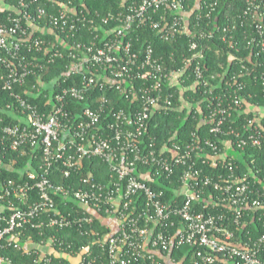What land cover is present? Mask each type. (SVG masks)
<instances>
[{
	"label": "built area",
	"instance_id": "2783aa9c",
	"mask_svg": "<svg viewBox=\"0 0 264 264\" xmlns=\"http://www.w3.org/2000/svg\"><path fill=\"white\" fill-rule=\"evenodd\" d=\"M37 1L16 0L14 14L0 19V91H11L20 109L12 110L16 124L0 118V153L8 149L39 160L38 170H27L25 179L0 182V264H15L3 255L7 249L34 254L35 264H50L62 256L59 233L81 224L92 227L95 219L107 230L91 232V246L100 253L83 247L77 257H69L71 264H264V189L257 185H264L261 170L251 167L240 175L221 150V144L234 150L264 142V106L248 103L239 93L245 88L239 76L254 75L264 86V0H244L238 19L210 32L206 26L221 0H119V7L105 15L77 7L76 0H42L56 7V14L43 7L30 11ZM42 20L44 26L38 23ZM145 28L164 41L190 37L191 54L171 58L167 65L148 46L140 57L130 34ZM240 29L249 54L237 64L229 59L228 65L210 71L206 40L220 33L229 50L239 53ZM58 59L68 60L61 77L71 85L51 95V110L42 111L16 89L33 76L41 85L33 86L36 93L56 87L58 78L46 82L44 76ZM99 91L117 92L131 107L113 108L110 97ZM188 91L204 94L197 109L202 121L211 123L209 136L194 133L183 147L146 142L152 117L174 109L176 94L179 108H185ZM71 102L89 105L68 112ZM234 114L240 116L233 122L236 127L225 131ZM97 158L108 165L106 182L93 174L77 184L51 179L57 170L62 179H70L85 159ZM206 165L218 168L215 174H206ZM140 167L148 170L137 173ZM164 177L178 178L175 194L183 201L170 205L164 192L153 187ZM209 190L215 198H205ZM56 195L70 198L78 211L61 215ZM210 202L217 212L197 208L205 210ZM252 213L257 214L259 235L247 231L239 237L231 223L242 231ZM31 230L51 235L41 243L31 236L23 240ZM175 247L187 249L179 260L171 256Z\"/></svg>",
	"mask_w": 264,
	"mask_h": 264
},
{
	"label": "trees",
	"instance_id": "16d2710c",
	"mask_svg": "<svg viewBox=\"0 0 264 264\" xmlns=\"http://www.w3.org/2000/svg\"><path fill=\"white\" fill-rule=\"evenodd\" d=\"M119 0H76L75 5L77 7H88L91 11L99 12L102 15L109 13L110 11H114L119 7ZM17 2L16 0H0V19H4L9 13H13L16 11ZM37 7H43L48 9L49 13L56 14L57 9L52 8L50 4L45 5L44 1L39 0L37 3L30 9V11H35ZM245 7L244 0H221L220 7L217 9L216 13H214L212 20L210 21V26H206V30L208 32L212 31L214 27L219 24H226L230 18H237L239 15H242ZM8 8V9H7ZM13 9V11L11 10ZM40 26H44V21H38ZM238 24V23H237ZM242 24V20H239L238 27L240 28ZM204 26L205 23H202ZM111 26H108V28ZM244 30V29H242ZM36 36H40V33L37 32ZM237 42L239 43L238 48L240 49L239 53L234 50H229L228 44L222 42L220 39L222 38V34L217 33L212 40H206L209 46L208 51L206 53L207 62L210 67V71L216 70L219 64L228 65V61L233 59L234 64L239 63L242 58L250 52V47H248V43L244 40V36L237 32ZM44 38L51 39V37L47 34L42 35ZM83 37V36H82ZM189 38L185 35L176 36L171 41H164L161 39V35L153 30L148 28L139 29L130 34V40L133 41L136 49H139L140 57L143 56L144 50L146 47L151 46L155 52V55L162 56L167 65L172 64L170 61L171 58L176 61L179 60L183 56H189ZM79 40L80 38L77 37ZM85 39V38H84ZM210 41V42H209ZM61 46V45H60ZM220 46V50H219ZM3 54L0 51V55ZM68 62L67 59H58L55 61L54 65L50 67L47 75L44 76V80L46 82H50L58 78L60 80L59 84L54 87L48 88L46 91H42L40 93H36L33 89V86L37 88L41 87L40 83H36L35 77H30L25 85V87L16 89L23 97L28 99L30 104L34 106H38L42 111H50L53 105L50 100L51 95L54 93L60 92L61 88L71 85V80L67 83L63 82V78L61 77V73L64 71L65 64ZM238 66L236 69L238 70ZM239 81L243 82L245 85L244 90L239 93L243 95V97L247 98V102L250 104H255L258 106H264V86L262 81L259 79H255L254 75H245L243 77L239 76ZM191 84V83H189ZM27 92V93H26ZM101 95L106 94L113 101L111 107L116 109L124 108L129 110L130 102L125 100L122 95L117 92L107 93L106 91H99ZM178 92V89H176ZM36 93V94H33ZM174 101V109L164 110L162 112H157L149 122L148 131L145 135L146 142L149 143L150 139H155L159 146L163 144H176L179 146H185L187 143L193 140V134L197 133L201 137L209 136V128L211 126L210 122H203L200 115L198 114L197 103L202 100L204 94L201 92L195 93L194 91H188L184 94V98L187 99L189 108L187 106L185 108H179L182 102H179L178 95ZM249 95L252 97L250 98ZM88 104V102L81 103H72L66 107L68 112L82 111ZM10 107V109H9ZM19 112V105H17L15 98L12 96L11 91H0V118H3L6 124L13 125L18 123V120H15L12 113L13 111ZM240 117L239 114H234L233 118L228 119L224 126V130L227 131L230 128H235L236 124L233 123L236 118ZM225 138V137H223ZM229 138V137H228ZM231 138V137H230ZM2 150V149H1ZM221 150L223 154L227 157V163L231 162L232 166L237 169L238 174L246 175L249 172V169L252 167L254 171L261 170L260 179L264 178V142L261 147L256 146H247L244 149L236 148L234 150L224 149V144H221ZM2 158V159H1ZM0 159L2 163L0 164V182H5L7 180H15L21 181L26 178L25 172L29 169L32 171L38 170L39 160L35 158L34 154H30L29 156L22 157L20 153L11 152L8 149L5 153L3 151L0 153ZM13 163V164H12ZM218 168H212L209 165L205 166L206 174H215ZM146 168H138L137 173L146 171ZM228 170H224V173H227ZM93 174L97 181L106 182L110 178V174L108 172V165L105 164L100 159H85L83 161L82 168L78 171L77 175H74L70 179H62L61 170H57L52 176L51 179L54 183L60 184H77L78 180L85 176ZM138 175V174H137ZM258 183V182H257ZM261 190L264 189V185L258 183ZM153 187L162 191L165 194V201L168 204L172 205L176 202L183 201L182 197H178L175 193L180 188V183L178 178H160L157 179L156 183H154ZM215 194H211L209 190L205 193L206 199H212ZM57 204V208L61 215H68L69 213H74L75 210L78 211L77 207L71 202L70 198L64 197L62 195L54 196ZM199 210H203L205 212H217V208L214 206L212 202L207 205V208L202 209L203 206H197ZM254 215V216H253ZM255 215L257 218V214L252 213L249 217L248 225L243 227L242 231L240 229L234 227V224L231 223L230 228L232 230L238 231V236L243 237L241 233L250 231L253 237H257L259 233L257 229L259 228L258 221L255 219ZM253 216V221H252ZM92 230L95 232L106 233L107 230L103 225L100 219H95L93 226H87L86 224H81V226H76L73 228H65L59 233V237L62 238L64 242V247L62 251V256L59 258H53L50 264H71L69 261V257H77L83 247L89 246L91 251H93L94 255L100 253V249L97 246H91V242L95 240V236L91 233ZM51 235L50 232H45L44 235H41L39 231H29L23 237L25 240L27 237H32L36 243H41L43 240H46ZM72 243V247H68L67 244ZM187 251L186 248H182L181 250L176 247L171 252V256L174 259L179 260L180 257ZM5 257H8L15 264H35L37 256L34 254L29 256L23 253L22 251H17L15 249H7L2 251Z\"/></svg>",
	"mask_w": 264,
	"mask_h": 264
},
{
	"label": "rangeland",
	"instance_id": "374dc122",
	"mask_svg": "<svg viewBox=\"0 0 264 264\" xmlns=\"http://www.w3.org/2000/svg\"><path fill=\"white\" fill-rule=\"evenodd\" d=\"M75 262V260H73V263Z\"/></svg>",
	"mask_w": 264,
	"mask_h": 264
}]
</instances>
